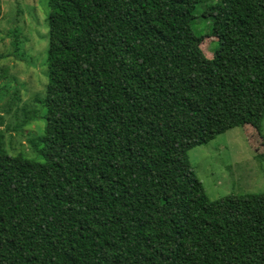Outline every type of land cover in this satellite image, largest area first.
Segmentation results:
<instances>
[{
    "label": "trees",
    "instance_id": "16d2710c",
    "mask_svg": "<svg viewBox=\"0 0 264 264\" xmlns=\"http://www.w3.org/2000/svg\"><path fill=\"white\" fill-rule=\"evenodd\" d=\"M43 2L46 83L12 126L43 118L35 157L0 128V264H264V191L211 200L187 155L264 138V0Z\"/></svg>",
    "mask_w": 264,
    "mask_h": 264
},
{
    "label": "rangeland",
    "instance_id": "374dc122",
    "mask_svg": "<svg viewBox=\"0 0 264 264\" xmlns=\"http://www.w3.org/2000/svg\"><path fill=\"white\" fill-rule=\"evenodd\" d=\"M43 3V0H0V114L5 118L0 128L4 131L7 151H22L30 157L35 155L27 139L40 131L43 118L42 122L31 121L22 128L13 129L12 126L16 122L14 110L23 105L34 107V97L42 95L46 83L47 27ZM205 23L203 19L197 21L195 31L208 32ZM13 28L23 40L18 57L9 54V30ZM211 47L212 37L205 36L200 48L208 58ZM7 109L10 111L6 112ZM261 132L264 133V117ZM187 155L211 200L231 193L264 191V138L252 126L229 128L206 143L193 146Z\"/></svg>",
    "mask_w": 264,
    "mask_h": 264
}]
</instances>
